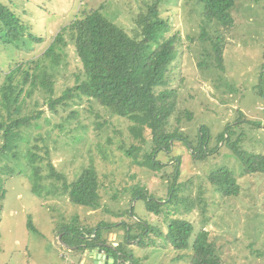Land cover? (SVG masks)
<instances>
[{"label":"rangeland","instance_id":"374dc122","mask_svg":"<svg viewBox=\"0 0 264 264\" xmlns=\"http://www.w3.org/2000/svg\"><path fill=\"white\" fill-rule=\"evenodd\" d=\"M0 1L22 19L29 32L44 38L43 42L27 38L18 47L0 41V264H95L93 250L83 249L86 242L69 246L61 231L64 225H76L88 236L102 223L107 244L121 243L140 264H191V249L176 250L167 241L172 218L192 222L193 236L208 230L223 264H264V172L245 173L227 144L229 139L220 143L217 138L228 125L236 132L233 139L241 137V152L264 156V0H237L236 23L224 32L217 30L215 22L206 25L200 3L161 0L160 14L171 26L169 35L178 37V57L167 86L178 94L170 126L194 140L200 127L207 125L213 134L209 147L215 150L206 159L199 158L196 142L191 148L175 139L171 151L155 154L154 160L162 163L156 168L145 162L153 149L150 129L135 137L134 121L88 97L54 111L51 94L40 86L31 94L26 91L19 102L21 110L13 113L14 119L35 116L31 124L11 141L16 147L3 150L11 118L1 92L11 69L34 67L61 28L75 19L99 9L136 36L139 16L148 13L155 0ZM204 27L216 41L223 32L219 40L223 69L211 40L201 36ZM66 37L60 63L43 61L46 76H53L54 99L74 86L79 75L83 79L82 61L68 33ZM202 61L210 68L200 66ZM30 155L35 156L33 162ZM33 166L42 177L36 191ZM221 167L235 174L238 195H224L212 183L211 174ZM87 168L94 169L100 181L101 204L95 209L73 203L63 187L64 178L71 183ZM139 188L149 198L170 202L159 212L149 210L148 201L137 193ZM133 192L138 196L134 198ZM30 222L36 230L29 227ZM142 224L152 230L145 233ZM128 235L132 239L126 243ZM138 235L143 245L134 238ZM98 247L111 255L103 245ZM133 263L129 258L114 260V264Z\"/></svg>","mask_w":264,"mask_h":264},{"label":"trees","instance_id":"16d2710c","mask_svg":"<svg viewBox=\"0 0 264 264\" xmlns=\"http://www.w3.org/2000/svg\"><path fill=\"white\" fill-rule=\"evenodd\" d=\"M194 1L202 5L206 25L215 22L219 32L220 29L226 31L232 28L236 23L233 10L237 0ZM160 2L161 0H155L149 5L148 13L139 16L137 22L140 31L136 36H131L125 29L109 20L99 9H95L62 27L42 57L35 60L34 67L29 65V68L22 69L23 66H19L11 69L1 91L3 104L8 109V116L11 118V122L5 129V144L2 149L16 147L15 143L11 144V141L20 137L22 133L20 129L31 124V119L35 116L14 119L13 113L21 110L19 102L22 101L23 94L26 91L31 94L34 88L40 86L51 94L50 108L54 111L58 110L61 105L67 106L71 101L88 97L112 113L134 121L131 131L135 137L143 136V132L150 129L153 149L147 154L145 162L151 164L150 166L153 168L162 165L156 158L154 160L155 154L158 151H171L175 139L181 140L189 146L192 142H196L197 147L194 150L198 151L199 158L206 159L211 155L215 149L209 147V143L213 140V134L207 125L200 127L196 139H194L196 141L187 136L183 137L178 127L170 126V119L177 110L178 94L175 89H170L167 86L170 80L171 66L178 57V37L169 35L171 26L160 14ZM217 30L215 29L216 33H218ZM67 33L82 61L83 79L79 75L74 86L67 87L58 98L54 99L52 96L54 94L53 76L51 73H48L50 77L46 76L45 68L47 66L43 65V61L48 59L54 61L55 64L60 63L68 44ZM222 33L216 41L205 27L201 32V36L211 40L216 53H214L215 59L221 69L224 68L223 44L222 41H219L222 39ZM27 38L38 42L44 40L42 36H36L29 32L28 26L22 19L8 5L0 1V41L18 47L19 43ZM200 66L206 67L205 70L210 68L209 63L203 61L200 62ZM27 87H31V89ZM229 127L227 125L225 131L217 135L220 143L229 139L227 144L242 162L245 173L264 172V156L247 151L241 152V137L233 139V134L236 132L229 130ZM129 152L131 153V151ZM34 157V155H30L29 159L33 162ZM39 172L38 167L33 169V177L38 179L35 191L38 190L41 183L39 178L42 177ZM210 178L222 194L227 196L239 194L240 185L230 169L221 167L215 170ZM63 187L64 192L75 204L94 209L101 204L100 181L92 168L83 170L81 175L71 183L66 182V178H64ZM172 192L173 197L175 189L172 188ZM137 193L148 201V209L152 211L159 212L163 205H168L170 202L169 199L156 201L149 198L142 188H139ZM133 195L134 198L138 196L136 192H133ZM169 222L166 234L168 243L172 244L176 250L191 249V264H223L224 259L220 248L217 242L210 237L208 230L203 229L193 236L194 225L192 222L182 218H172ZM123 225L127 227L126 223ZM75 226L64 225L62 227L63 241L69 246L76 244L77 247H81V243L84 241L86 243L83 249L91 248L93 250L101 244L109 254L116 258V263L119 259L126 262V259L129 258L133 260V264H140L138 263L140 260L133 254H129L121 243L117 246L107 244L104 237L105 228L103 226H106L104 223L91 229L90 235H88L90 239L86 240L83 239L88 236ZM141 226L145 233L152 230L145 224ZM29 227L36 230L31 222ZM140 237L141 235H138L134 238ZM76 238L78 240L74 241ZM129 238L132 239L128 235L126 243L129 242ZM191 238H194L192 243ZM137 243L143 245L142 239L137 240Z\"/></svg>","mask_w":264,"mask_h":264},{"label":"water","instance_id":"95a60500","mask_svg":"<svg viewBox=\"0 0 264 264\" xmlns=\"http://www.w3.org/2000/svg\"><path fill=\"white\" fill-rule=\"evenodd\" d=\"M93 252L96 258L95 264H114V260H116L114 256L104 254L100 247L94 248Z\"/></svg>","mask_w":264,"mask_h":264}]
</instances>
